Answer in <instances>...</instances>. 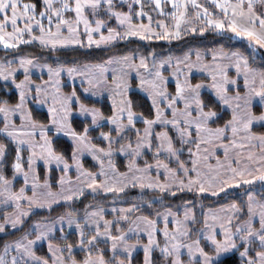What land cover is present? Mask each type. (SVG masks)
Masks as SVG:
<instances>
[{
  "label": "snow or ice",
  "instance_id": "obj_1",
  "mask_svg": "<svg viewBox=\"0 0 264 264\" xmlns=\"http://www.w3.org/2000/svg\"><path fill=\"white\" fill-rule=\"evenodd\" d=\"M168 2L131 0L125 11L118 8L114 0H43V7L38 10V4L32 0H0V45L5 50L36 41L44 48L51 46L56 49L57 45L90 48L132 36L145 40L179 39L182 31L185 34L189 31L204 33L208 28L227 30L236 37L246 39L253 49L250 54L240 49L212 50L210 61L205 59L207 53L202 55L199 50L195 53V60L191 50L182 57L170 55L163 59H157L153 53L151 65L145 56H140L137 63L135 54L109 56L103 62H86L79 66L74 63L54 67L35 63L34 57L24 56L18 61H0V78L5 81L11 79L19 90L17 103L0 101V134L14 145L12 174L9 177L3 168L9 144L0 139V205L11 208L10 212H3L0 232L7 225L13 229L22 226V218L29 215L33 206L51 207L58 200L71 201L74 196L82 194L85 187L93 192L103 189L105 193L122 192L129 185L161 192L173 187L177 190L195 188L200 193L211 192L216 196L232 185L243 187L256 181L264 184V133L252 131L254 121H264V112L256 115L252 110L257 97L264 106V67H253L249 61V55H254L256 48L264 49V0H211L218 11H210L198 0H170L174 11L167 15L174 23L170 28L164 20H158L156 26L163 31H157L152 26L150 11L164 15V4ZM147 3L152 5L150 10H146ZM189 8L194 10L191 15ZM68 13H74V16L70 18ZM144 17H147L148 23L143 22ZM137 18H140L139 23L135 22ZM113 19L116 26L108 27ZM104 28H107V34ZM37 30L39 34H36ZM82 36H86V43ZM165 65L172 69L174 91H169V79L163 72ZM31 67L47 68L48 78L35 83L31 78ZM21 69L24 77L17 81L15 74ZM193 69L206 73L207 79L193 83ZM133 70L139 80L138 87L151 100L154 111L151 118L143 113L137 114L128 96ZM233 71L234 75H230ZM64 72L72 79L80 77L81 94L77 93L74 85L71 91H63L61 76ZM205 88L212 90L218 105L231 110V119L226 120L222 127L211 126L214 118H218V111L202 99L201 91ZM104 91L108 92L112 102L111 114L107 116L95 105L86 103V98L82 99L83 94L95 96ZM29 100L47 105V123L33 118L28 107ZM74 111L86 119L90 117L82 130L73 126ZM17 114L19 123L15 119ZM137 122H142L143 129L136 126ZM105 125L110 126L108 131L102 130ZM53 129L71 138V164L62 152L54 148L48 135ZM96 129H101L99 138L106 142V146L93 143L90 132ZM130 133H134V137ZM116 144L118 149L114 148ZM25 149L26 157L23 155ZM145 150L152 151L154 163L145 160L141 166L137 161ZM114 151L128 156L125 171H120L113 162ZM185 151L188 154L186 160L181 159ZM221 151L222 157L218 154ZM85 153L98 163L97 171L83 166L81 156ZM40 160L46 168L53 163L61 168L63 174L57 182L58 191H53L47 176L40 180L37 172ZM73 166L75 178L68 175ZM161 174L163 181L160 180ZM18 176L23 177L19 189L15 187ZM225 207L229 211L222 209L221 214L205 213L203 226L199 229L189 227V224L195 223V215L187 205L182 219L179 211L171 209L163 214L156 213L157 218L163 215L165 221L161 252L165 258H171L170 264H215V257L231 249H242L239 252L242 264H264V201H257L248 191L245 218H241V209L235 202ZM137 210L139 206L135 204L119 210L113 208V212L118 211L120 215L109 220L105 219L102 208L93 209L86 212L83 225L69 213L68 224H76L80 234L79 244L88 249L82 261L72 256V244H53L50 238L53 227L37 221L19 239L4 243L0 264H109L102 252L94 256L91 251L100 237L111 241L113 253L118 247L124 249L129 256L127 264H131V252L140 241L137 239L135 243H129L120 221H129L131 213ZM169 216L173 217L175 224L172 230L167 228ZM57 219L63 222L66 217ZM114 226L117 235H113ZM85 227L92 228L95 233L88 237L87 244ZM32 231L36 233L34 238H30ZM128 231L137 235L140 231L147 233V243L143 245L144 264H152L151 251L154 246L160 247L156 238V233L161 231L157 228V219L138 216L131 221ZM193 232L195 239L192 238ZM201 238L207 243L202 244ZM42 239L48 240L50 258L37 256L34 251V244ZM65 250L68 252L67 259L64 257ZM185 252L187 262L182 259ZM112 264H126V261L115 258Z\"/></svg>",
  "mask_w": 264,
  "mask_h": 264
},
{
  "label": "trees",
  "instance_id": "obj_2",
  "mask_svg": "<svg viewBox=\"0 0 264 264\" xmlns=\"http://www.w3.org/2000/svg\"><path fill=\"white\" fill-rule=\"evenodd\" d=\"M199 3L203 1L205 4H208V0H198ZM32 2L38 4V10L43 7V0H32ZM117 7L121 10H127V6L125 4H119L115 2ZM209 5V4H208ZM147 8L150 10L152 5L151 3H147ZM210 6V5H209ZM257 10H260V5L257 3ZM211 8V7H210ZM214 11L213 8H211ZM151 13L153 11H150ZM70 18L74 16V13L67 14ZM106 18V17H104ZM172 20H167L169 27H172ZM115 20H111L108 24V27H115ZM119 31H123V29H118ZM84 39V37H82ZM27 39V38H25ZM223 48L224 50H235L240 49L244 51L245 54H250L253 52V49L248 46V44L241 40H236L232 34L217 32L213 29H208L204 33H182L179 39H171L167 41L151 39V40H135V39H119L115 43L104 46V47H90L84 48L81 46H65L60 47L57 46L56 49H52L51 47L44 48L40 44L31 42V43H21L16 48L13 49H3L0 48V61L6 60H16L19 57H34L35 62L41 64H51L54 67L57 64H66L72 65L77 64L82 65L86 62L90 63H100L106 60L109 56H123L136 54L145 56L148 59V62L151 64L152 62V54L156 56L157 59H163L168 56L177 57L181 56L189 50H199L203 52L211 53L212 50H220ZM250 64L253 67H264V49H259V51H255L254 55H249ZM22 75H18L16 80L19 81L22 78ZM35 82L40 83L41 79L46 80V76L42 77H33ZM192 82L196 83L201 80H206V76L202 75H194L192 78ZM65 92L71 91V85L67 83L65 79H63ZM133 90L129 94V97L132 99L134 103V111L137 114L143 113L144 116L151 118L154 115V111L151 107V103L149 100L139 93L136 90L137 82L135 80L131 83ZM169 91H174V86L169 84ZM77 93L81 94L82 92L78 87H76ZM202 99L205 100L209 106L213 107L214 110L218 111V118L214 119V122L211 124L212 127L223 126L226 120L231 119V113L220 106L215 101L214 96L210 92H202ZM85 99V102L89 105H95V107L99 108L106 116L111 114V103L108 98H102L99 100L87 98L82 95V99ZM19 95L15 89V85L12 83H5L0 80V101L7 100L10 104H15L18 102ZM28 107L32 111L33 118L39 120L42 123L48 122V113L45 110L39 109L35 106L34 102H29ZM262 109L260 106H256L254 109L255 114H260ZM73 126L77 128V130H82L83 124L88 123L89 120L81 119L78 116H73ZM2 126V124H0ZM138 128L142 129V122H137L136 125ZM108 125H105L102 130L108 131ZM160 130L159 127L156 129ZM101 129H96L93 132H90V135L94 138L93 143L101 144L102 146H106V142L99 138V132ZM253 132L256 133H264V125L256 126L252 128ZM49 136L52 139L53 146L58 152H62L66 158H68L69 163H71V154L73 144L69 139L64 136L55 135L53 132H49ZM0 139H4L3 135L0 134ZM5 143L9 144L8 153L3 162V168L5 174L11 177L12 169L11 163L14 159V145L11 144L8 140L4 139ZM23 155L27 156V150H24ZM163 158V157H161ZM188 154L185 151L182 155L181 159H187ZM129 158L120 157L118 155L112 158L113 162L116 164V167L120 171H125L127 167ZM148 160L150 163H153V155L152 151L148 153H144L138 159V163L142 166L144 161ZM83 166L90 171H97L98 166L89 158H85L82 161ZM175 167V164L172 165ZM37 172L39 174L40 180L43 181L46 176V170L44 166L38 165ZM49 180L52 185L53 190L58 189V180L61 176V171L55 168L49 170ZM23 184L22 180L15 181V187L19 189V187ZM262 183L259 185H254L251 187H240L235 192L231 194H223L218 198L209 197L207 195H199L189 189H180L177 188L165 190L164 192L159 191L158 189H149L143 188L141 189L139 186L132 187L129 185L122 192H100L93 193L91 191H83L82 194H79L71 201H65L61 203H57L51 205V207H47L41 210L32 211L23 221V225L19 226L15 230H7L5 234L0 235V254L3 253V245L5 242H11L12 240L19 239L21 235L25 231H30L35 222L39 223H49L55 221L58 217L64 216L68 217V214L71 213L74 218H83L87 211H92L93 209L102 208V209H110L115 207H129L130 205H138L139 210L133 211L131 213V218L129 221H125L120 223V227L127 231L129 228V224L132 220H135L138 216H148L150 219L156 218V213L163 212L165 210L171 209L173 212H181L185 205L188 208H191L193 214L195 215V223L190 224V228L199 229L203 226L204 215L208 210L216 209L228 203L235 202L238 207L241 209V218H245L247 214V192L251 191L254 193L256 198L259 201H264V187ZM259 187V188H258ZM1 214V212H0ZM114 216L111 214L106 215V219H112ZM235 223V221H234ZM257 226V224H256ZM258 227V226H257ZM67 234V238L61 240L60 237L61 232L57 231L55 236L52 238L53 244H72L73 248L78 246L79 238L76 233L64 232ZM115 226L113 229V235H117ZM34 233H31L33 236ZM192 238H196L195 232L192 234ZM134 240V239H133ZM142 240V239H141ZM136 241V240H135ZM140 241V240H139ZM158 242L160 247H156L152 252L151 259L152 264H170L171 258H165L164 254L161 252V248L163 247L164 241L162 237L158 238ZM143 243V242H140ZM202 244H206L205 241H201ZM211 251V249H208ZM242 249H237L234 253L223 257L219 261H216L215 264H242L239 252ZM91 251L93 255H98L101 252L103 253L105 260L109 261V264H112L115 258L123 259L127 261L129 258L121 256L118 253H113L111 250L110 244L107 242H97L92 248ZM38 256L48 257L47 246L46 244H42L35 250ZM88 254L87 251H81L74 253L73 257L76 260L82 261ZM185 262L187 260L184 258ZM131 264H144V253L142 251L137 252L131 257Z\"/></svg>",
  "mask_w": 264,
  "mask_h": 264
},
{
  "label": "crops",
  "instance_id": "obj_3",
  "mask_svg": "<svg viewBox=\"0 0 264 264\" xmlns=\"http://www.w3.org/2000/svg\"><path fill=\"white\" fill-rule=\"evenodd\" d=\"M114 2H118L119 4H127L128 2H131V0H126V2H124V3H122L121 2V0H114ZM21 26H22V24H21ZM80 30H82L83 31V24H81L80 25ZM65 31H66V29H65ZM81 31V32H82ZM103 31L105 32V34H107V28H104L103 29ZM36 34H39L38 33V30L36 31ZM25 38H27V36H25ZM35 43H38L39 44V42L38 41H36ZM57 46H60V47H67V46H79V45H57ZM56 46V47H57ZM49 47H51V46H49ZM190 51V50H189ZM188 51V52H189ZM192 51H197V50H191V52ZM181 56H183V55H181ZM178 57V56H177ZM14 61H18V59H16V60H14ZM35 63H38V62H35ZM38 64H41V63H38ZM14 67H15V64L13 65ZM169 68H168V66L167 65H165V68L163 69V72H164V75L166 76L168 73H169ZM109 71H111L110 69H109ZM20 73H21V75H23L24 73H23V71L22 70H20ZM30 74H31V77H39L40 78V76H46V79L48 78L47 77V68H39V67H31V69H30ZM196 73L195 72H192L191 73V78L195 75ZM19 75V74H18ZM17 77V76H16ZM167 77V76H166ZM109 78H111L110 76H109ZM63 79H65L66 81H71V80H74V82H75V87H78L79 89H80V91L82 92V88H81V79H80V77L79 76H77V77H75V79H72V78H69L68 77V75H67V73L66 72H64L63 74H62V76H61V80H62V83H63V88H64V82H63ZM168 79H170V78H168ZM0 80H2L3 82H5V83H12V80L11 79H9V80H7V81H5L4 79H2V78H0ZM67 82V83H68ZM13 84V83H12ZM130 84H131V80H130ZM138 84H139V81L137 82V87H136V90L139 92V93H141L143 96H145L148 100H149V102L151 103V100L148 98V96H147V94L146 93H144L143 92V90H141L139 87H138ZM169 84H172V83H170L169 82ZM169 84H168V86H169ZM70 85V84H69ZM173 85V84H172ZM174 85H175V81H174ZM173 85V86H174ZM84 86H87L86 84L84 85ZM175 87V86H174ZM15 89H16V87H15ZM133 90V87H132V85H131V87H130V89H129V91H128V96H129V94L131 93V91ZM16 91L18 92V95H19V90L18 89H16ZM64 91V90H63ZM208 92H210L213 96H214V93L212 92V90L211 89H208ZM84 96H86L87 98H91V99H95V100H98V99H101V98H103V97H106V98H108L109 99V94H108V92L107 91H104V92H101L100 94H98V95H95V96H92L91 94H84ZM110 100V99H109ZM29 102H34V101H32V100H29ZM110 103H112L111 102V100H110ZM34 104H35V106H37L38 108H40V109H42V110H45L47 113H48V111H47V105H41V104H36L35 102H34ZM73 116H78L79 118H81V119H86L84 116H82V115H80V113H78V112H76V111H74L73 112ZM15 119L17 120V119H19V115L17 114V116L15 117ZM0 120H2V115H0ZM86 120H89L90 121V117H88ZM157 127H159V126H157ZM49 132H53L55 135H59V136H64L65 134L64 133H56L55 131H54V129L53 130H51V131H49ZM48 135H49V133H48ZM66 137H67V139H69L70 141H71V143H72V140H71V138L70 137H68L67 135H65ZM73 144V143H72ZM114 148H119V146H114ZM148 152H150L149 150H145V152L144 153H148ZM220 154H222V152H220ZM116 155H118V156H120V157H124V158H128V156L127 155H125L124 153H121L120 151H114V153H113V156H112V158L114 157V156H116ZM85 158H89V159H91L98 167H99V165H98V163L96 162V161H94L93 160V158H92V156L90 155V154H88V153H85L84 155H82L81 156V161H83V159H85ZM139 159V158H138ZM154 163V162H153ZM37 164L38 165H42V166H44V168H45V170H46V176L48 177V179H49V171L48 170H50V169H52V168H55V169H58V170H60L61 171V175L63 174L62 173V170H61V168H57L56 167V165H55V163H53V164H51L50 166H49V168L48 169H46V167H45V165H44V162L42 161V160H40V161H38L37 162ZM71 164V163H70ZM162 171L163 170H161V173H162ZM71 172H73L74 173V175L76 176V171H75V168H74V166H73V169L69 172V174L68 175H70V173ZM152 175L153 176H155L156 175V173H155V171H153V173H152ZM45 176V177H46ZM75 178V177H74ZM16 180H22V182H23V177L22 176H18L17 178H16ZM15 180V181H16ZM160 180L161 181H163L164 180V176L161 174V176H160ZM173 188H176V187H173ZM173 188H171V189H173ZM59 190V185H58V189L57 190H53V191H58ZM85 190H87V191H91V192H93V190L92 189H84L83 191H85ZM100 192H104L103 190L102 191H99V192H93V193H100ZM28 194L30 195L31 194V191H30V186H29V189H28ZM254 197H255V195H253ZM75 197V196H74ZM255 199L257 200V201H259L256 197H255ZM61 202H65V201H63V200H58L57 202H55V203H53L52 205H54V204H57V203H61ZM233 203V202H232ZM232 203H228V204H226V205H223V206H221V208H216V209H211V210H208L207 211V213H210L211 211L212 212H215V213H217V214H221V210L222 209H224L225 211H229L225 206H227V205H230V204H232ZM25 207H27V205H25ZM45 207H49V206H47V205H45ZM116 209V208H115ZM110 210H112L111 208L110 209H103V214H104V217H105V219H106V215L107 214H111L112 212L110 211ZM5 211H11V208H5L3 205L1 206L0 205V212H1V214H0V220H2V218H3V212H5ZM166 211V210H165ZM165 211H163V212H160L161 214H163ZM258 211V210H257ZM32 212V211H31ZM30 212V213H31ZM183 212H184V209L181 211V212H179V215H180V218L182 219L183 218ZM193 212V211H192ZM29 213V214H30ZM111 215H113L114 217L112 218V219H109V220H113L116 216H117V213H114V214H111ZM26 217H23L22 219L24 220ZM79 223H81L82 225L85 223V221H84V217L83 218H81V219H77V218H75ZM136 219V218H135ZM155 219H157V228L158 229H161V231H159V232H157L156 233V238H157V240H158V238L159 237H162V239H163V241H164V237H163V232H162V230L164 229V227H165V221H164V218H163V215H161L159 218H157V216H156V218ZM170 220H173V217H171V216H169L168 217V223H167V228L169 229V230H172V229H174L175 228V225L172 223V222H170ZM42 225H51L52 227H53V232L50 234V238H51V240H52V238L55 236V234H56V232L57 231H60L61 232V228L63 229V231H70V232H74V233H76L77 234V236H79L80 237V234H79V231L77 230V228H76V224L75 223H73L72 225H69L68 224V222H67V217H66V219L63 221V222H61L60 220H58V219H56L55 221H52V222H49V223H41ZM256 224H257V226H259V223H258V217H257V221H256ZM142 226H144L143 224H141ZM20 225H18L17 226V228L19 227ZM189 226H190V224H189ZM17 228H15V229H17ZM15 230V229H13L12 227H11V225H7L6 227H5V230L4 231H2V232H0V235H3V234H5L6 233V231L7 230ZM113 229H114V227H113ZM86 230H91V232L92 233H94V231H93V229L92 228H89V227H85L84 228V231H86ZM112 232H113V230H112ZM145 236L144 237H146V240H147V233L146 232H144V231H141ZM32 233H34V235L33 236H30V238H34L35 237V235H36V233H35V231H32ZM125 233L127 234L128 233V231H125ZM95 234V233H94ZM134 239V240H133ZM138 239V236L137 237H132V238H130L129 240V243H135V242H133V241H135V240H137ZM42 240H45V242L44 243H42V244H46V246H47V252H48V240H46V239H42ZM205 241L203 238H201V241ZM100 242L101 240H97V242ZM96 242V243H97ZM101 242H106L107 243V241H101ZM206 242V241H205ZM109 243V242H108ZM110 243H111V241H110ZM109 243V244H110ZM146 243H147V241H146ZM146 243H142L143 245L144 244H146ZM207 243V242H206ZM41 244V245H42ZM139 244H141V243H139ZM40 245H37V242L34 244V251L36 250V248L37 247H39ZM154 249L156 248L155 246L153 247ZM154 249H152V251L154 250ZM237 249H231V250H229L228 252H224V253H221L220 254V256L219 257H215L214 259H215V262L216 261H219L220 259H222L223 257H225V256H228V255H230V254H232V253H234L235 251H236ZM151 255H152V253H151ZM38 256V255H37ZM48 257L50 258V253L48 252ZM64 257H65V259L68 257V252H67V250H65V252H64ZM186 259V260H188V256H187V254H186V252H185V254L183 255V257H182V259Z\"/></svg>",
  "mask_w": 264,
  "mask_h": 264
},
{
  "label": "rangeland",
  "instance_id": "obj_4",
  "mask_svg": "<svg viewBox=\"0 0 264 264\" xmlns=\"http://www.w3.org/2000/svg\"><path fill=\"white\" fill-rule=\"evenodd\" d=\"M209 2H208V4L210 5H208V4H205V2L203 1L202 3L206 6V7H208L209 8V10L210 11H212V9L211 8H213L214 9V11H218L217 9H215L214 8V6L211 4V0H208ZM199 2V1H198ZM126 6H127V4H125ZM147 5V4H146ZM211 7V8H210ZM146 10H149L148 8H147V6H146ZM171 11H174L173 9H172V7H171V3H170V0H169V2L168 3H166V4H164V15H160V14H158V12H156V11H153L152 13L150 12V14L152 15V17H153V27L154 28H157V26H156V21H158V20H164L165 21V23L166 24H168L167 23V20H172V18H171V16H169V15H167V13H169V12H171ZM194 10L193 9H191V8H189V14L191 15L192 14V12H193ZM136 23H139L140 22V18H137L136 19V21H135ZM143 22L144 23H148V20H147V17H144L143 18ZM173 20H172V22H171V24L173 25ZM169 25V24H168ZM209 30L211 29V28H208ZM208 29H206V30H208ZM205 30V31H206ZM82 31V30H81ZM157 31H163L162 29H160V28H157ZM215 31H217V32H224V33H229V34H232L231 32H229V31H227V30H224V31H220V30H215ZM83 32V31H82ZM81 32V33H82ZM198 33H200L199 31H197ZM197 32H195V33H197ZM182 33H184L183 31L181 32V35H182ZM188 33H192V34H194L193 32H188ZM232 36L236 39V40H241V41H244V42H246L247 43V41H246V39H242V38H239V37H236L234 34H232ZM82 37H84V40H85V43L87 42L86 41V36H82ZM98 38V37H97ZM126 39H135V40H141V41H143V40H145V39H142L141 37H138V36H132V37H127V38H125V40ZM153 39H155V38H153ZM119 40V38H117L115 41H113V42H111L110 44H107V45H105V44H101V45H99V46H96V45H93L92 47H104V46H109V45H111V44H113V43H115L116 41H118ZM160 40H162V41H167L166 39H160ZM169 40H171V39H169ZM147 41V40H146ZM0 48H3V46L2 45H0ZM4 49V48H3ZM255 51H259V48H256L255 49ZM201 52V54L203 55V54H205V53H207V55L205 56V59L206 60H211V53H209V52H203V51H200ZM192 53V59L193 60H195V53H196V51H192L191 52ZM130 55H133V54H130ZM135 56H136V58H137V63L139 62V57L141 56V55H136L135 54ZM178 57H182V56H178ZM152 63V62H151ZM150 64V63H149ZM151 65V64H150ZM169 68V67H168ZM170 70H169V73L166 75L168 78H170L169 79V82L170 83H172L173 85H174V78L171 76V71H172V69L171 68H169ZM22 70V69H21ZM23 71V70H22ZM192 72H195L196 74L195 75H202V76H206L207 77V74L206 73H203V72H201V71H199V70H197V69H193V71ZM18 74L20 75L21 73H20V70H18L17 72H16V76H18ZM230 75H234V71L233 72H230ZM23 77H24V74L22 75V79H23ZM40 77H42V76H40ZM32 78V80L35 82V80L33 79V77H31ZM21 79V80H22ZM130 80H131V83H132V81L133 80H135L136 82H138L139 80L136 78V75H135V70H133L131 73H130ZM68 82V81H67ZM35 83H38V82H35ZM68 84H70L71 86H75V82H74V80H71V81H69L68 82ZM175 86V85H174ZM174 89V88H173ZM205 91H207L208 92V89L207 88H205V89H202V91H201V93L202 92H205ZM103 98H106V97H103ZM102 99V98H101ZM99 100V99H98ZM256 106H260V108L262 109V112H264V106H262L261 105V103H260V101H259V97H257V98H255V100H254V102H253V112H254V109H255V107ZM37 107V106H36ZM38 108V107H37ZM223 108H225L224 106H223ZM40 109V108H39ZM226 109V108H225ZM230 113H231V110L230 109H227ZM256 115H258V114H256ZM215 119V118H214ZM16 122L17 123H19V119H17L16 120ZM261 125H264V121H260V120H257V121H254L253 122V125H252V128H254V127H256V126H261ZM144 127V126H143ZM143 129V128H142ZM130 135H132L133 137H134V133H130ZM62 136V135H61ZM64 137H66L65 135H64ZM67 138V137H66ZM114 146H119L118 144H116V145H114ZM222 152V151H221ZM219 155H221V157H222V154H220V153H218ZM213 163H214V161H213ZM37 167H38V164H37ZM46 169H48V168H46ZM50 169V168H49ZM49 171V170H48ZM70 176L71 177H75V175H74V173L73 172H71L70 173ZM259 184H261V182H259V181H256V182H253V184L252 185H244L243 187H251V186H254V185H259ZM262 186L264 187V184H262ZM262 186H260V187H262ZM73 187H75V185H73ZM241 186H237V185H232V186H230L229 188H227V189H225L223 192H221V193H219L218 195H216V196H213L212 195V193L211 192H206V193H200V192H198L195 188H193V189H191V191H193V192H195V193H197V194H199V195H207V196H209V197H214V198H218V197H220L221 195H223V194H231V193H233V192H235L237 189H239ZM259 188V187H258ZM84 189H90V188H87V187H85ZM174 189V188H173ZM184 189H187V188H184ZM103 189H97L95 192H99V191H102ZM190 190V189H189ZM253 193V192H252ZM79 195V194H78ZM253 195H254V193H253ZM256 197V196H255ZM2 206V205H1ZM44 208H47V207H43V208H41V207H38V206H33V208H32V211H37V210H41V209H44ZM117 210H119L120 208H126V207H115ZM218 208H221V207H218ZM112 210H110L112 213L111 214H114V213H117V216L118 215H120V213L118 212V211H116V212H113V208H111ZM211 213H213L212 211L209 213V214H211ZM104 215V214H103ZM77 219H79V218H77ZM122 222H125V221H120V223H122ZM170 222H172L173 223V220H170ZM174 224V223H173ZM175 225V224H174ZM133 227H135V225H133ZM144 226H142L141 225V228H143ZM127 231H128V229H127ZM64 232H68V233H71L70 231H61V234H60V237L62 238L61 240H64V239H66L67 238V234L66 233H64ZM85 232V237H84V239H85V243L87 244V239H88V237L89 236H91V235H94V233H92L91 232V230H86V231H84ZM126 236H127V238H128V241H130L129 239L130 238H132V237H137L138 236V239L140 240V242H144V243H146V237H144L145 235L140 231L139 232V234L137 235L136 233H133V232H129L128 231V233L126 234ZM78 238H79V240H80V237L78 236ZM142 239V240H141ZM98 240H101V241H107V242H109L110 243V240H107L105 237H100V238H98ZM45 242V240H39V241H37V245H41L42 243H44ZM97 242V241H96ZM96 242H95V244H96ZM133 242H136V241H133ZM94 244V245H95ZM110 246H111V243H110ZM154 249V248H153ZM88 249H85V248H83L79 243H78V246L77 247H75V248H73L72 249V256L74 255V253H77V252H81V251H87ZM112 250V249H111ZM139 251H142L143 253H144V249H143V244L141 243V244H136V247L132 250V252H131V257L134 255V254H136L137 252H139ZM154 251V250H153ZM153 251H151V253L153 252ZM116 253H118V254H120L121 256H124V257H126V258H129V256H128V254H127V252L124 250V249H122V248H120V247H118L117 249H116V251H115V254ZM68 258V257H67ZM66 258V259H67Z\"/></svg>",
  "mask_w": 264,
  "mask_h": 264
}]
</instances>
